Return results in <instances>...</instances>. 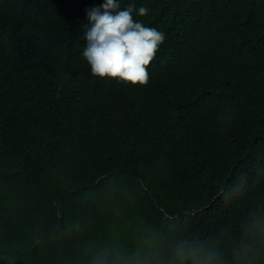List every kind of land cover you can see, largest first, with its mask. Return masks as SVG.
I'll list each match as a JSON object with an SVG mask.
<instances>
[{"label":"trees","instance_id":"16d2710c","mask_svg":"<svg viewBox=\"0 0 264 264\" xmlns=\"http://www.w3.org/2000/svg\"><path fill=\"white\" fill-rule=\"evenodd\" d=\"M102 2L0 0V264H90L147 229L229 246L264 196V0H120L165 33L145 85L91 74Z\"/></svg>","mask_w":264,"mask_h":264},{"label":"clouds","instance_id":"9594fccd","mask_svg":"<svg viewBox=\"0 0 264 264\" xmlns=\"http://www.w3.org/2000/svg\"><path fill=\"white\" fill-rule=\"evenodd\" d=\"M82 52L93 76L108 77L132 85L149 81L148 66L165 41V33L145 26L135 16L150 9L120 0H103L87 8ZM257 179L264 180V173ZM251 187L246 175L224 180L220 195L228 201L242 198ZM241 236L229 246L216 239H201L190 233L147 229L133 246L113 243L97 249L90 264H264V196L241 226Z\"/></svg>","mask_w":264,"mask_h":264}]
</instances>
